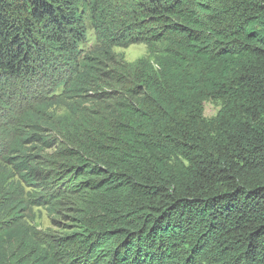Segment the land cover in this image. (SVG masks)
I'll list each match as a JSON object with an SVG mask.
<instances>
[{"label": "trees", "instance_id": "16d2710c", "mask_svg": "<svg viewBox=\"0 0 264 264\" xmlns=\"http://www.w3.org/2000/svg\"><path fill=\"white\" fill-rule=\"evenodd\" d=\"M0 264H264V0H0Z\"/></svg>", "mask_w": 264, "mask_h": 264}, {"label": "rangeland", "instance_id": "374dc122", "mask_svg": "<svg viewBox=\"0 0 264 264\" xmlns=\"http://www.w3.org/2000/svg\"><path fill=\"white\" fill-rule=\"evenodd\" d=\"M93 42H94V35L92 33H89L81 48L88 50V48L90 47L91 44H93ZM114 52L115 54L118 55V60L120 62L122 61L128 64H133L142 58H147L152 60L151 58L148 57L147 47L143 44L131 45L127 48H115ZM105 87L106 86L102 84L99 85V87H95L94 89L103 90ZM59 92L60 90H56L55 92L48 91L42 93L39 95V99H44V101L53 97L57 99L56 95ZM219 109H220V104L218 102H207L203 104V111H204L203 113L207 119H211L215 117ZM50 113L55 116H60L66 114V109L64 106L57 104L51 108ZM51 152H52L51 150H46L44 153L48 154ZM30 216L31 217H29L28 222L31 224V226L35 227L36 229L42 231L50 230L52 232H60L59 227L53 225V223L51 222L52 216L44 206L33 207L31 209ZM64 223H67V221H64Z\"/></svg>", "mask_w": 264, "mask_h": 264}]
</instances>
